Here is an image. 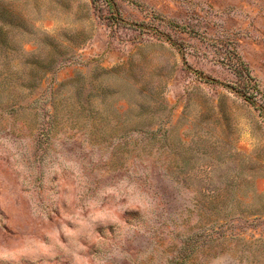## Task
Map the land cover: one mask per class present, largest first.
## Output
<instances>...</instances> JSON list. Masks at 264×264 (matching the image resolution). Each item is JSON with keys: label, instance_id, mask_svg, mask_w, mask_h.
<instances>
[{"label": "rangeland", "instance_id": "374dc122", "mask_svg": "<svg viewBox=\"0 0 264 264\" xmlns=\"http://www.w3.org/2000/svg\"><path fill=\"white\" fill-rule=\"evenodd\" d=\"M0 264H264V0H0Z\"/></svg>", "mask_w": 264, "mask_h": 264}, {"label": "trees", "instance_id": "16d2710c", "mask_svg": "<svg viewBox=\"0 0 264 264\" xmlns=\"http://www.w3.org/2000/svg\"><path fill=\"white\" fill-rule=\"evenodd\" d=\"M97 0H92L93 3H96Z\"/></svg>", "mask_w": 264, "mask_h": 264}]
</instances>
